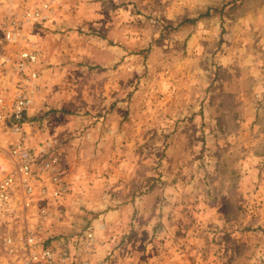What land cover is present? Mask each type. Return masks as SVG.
<instances>
[{
    "label": "rangeland",
    "instance_id": "1",
    "mask_svg": "<svg viewBox=\"0 0 264 264\" xmlns=\"http://www.w3.org/2000/svg\"><path fill=\"white\" fill-rule=\"evenodd\" d=\"M23 46L25 141L71 186L42 239L91 229L92 264H264V0H0V57Z\"/></svg>",
    "mask_w": 264,
    "mask_h": 264
},
{
    "label": "built area",
    "instance_id": "2",
    "mask_svg": "<svg viewBox=\"0 0 264 264\" xmlns=\"http://www.w3.org/2000/svg\"><path fill=\"white\" fill-rule=\"evenodd\" d=\"M52 13V5L44 3L11 19L5 41H22L25 27L48 22ZM39 61L40 52L27 46L0 57V220L22 225L20 236H6L4 243L19 264H92L96 240L91 229L72 241L41 238L51 217L48 206L66 197L71 186L60 175V155L53 144L32 149L24 138L39 88Z\"/></svg>",
    "mask_w": 264,
    "mask_h": 264
},
{
    "label": "crops",
    "instance_id": "3",
    "mask_svg": "<svg viewBox=\"0 0 264 264\" xmlns=\"http://www.w3.org/2000/svg\"><path fill=\"white\" fill-rule=\"evenodd\" d=\"M0 232L1 233H4L5 237L6 236H14V237H17V236H20V233L22 232V225H12V224H4L1 222L0 220ZM1 244H2V249L3 250H7L8 247L7 245L4 243V240L1 241ZM5 255H6V259L7 260H13V259H16L18 260L17 262H19V259H18V256L17 255H12L9 253V249H8V253L6 254V252H4Z\"/></svg>",
    "mask_w": 264,
    "mask_h": 264
},
{
    "label": "trees",
    "instance_id": "4",
    "mask_svg": "<svg viewBox=\"0 0 264 264\" xmlns=\"http://www.w3.org/2000/svg\"><path fill=\"white\" fill-rule=\"evenodd\" d=\"M207 15H208V13H207Z\"/></svg>",
    "mask_w": 264,
    "mask_h": 264
}]
</instances>
